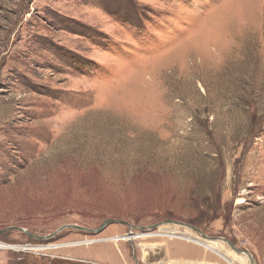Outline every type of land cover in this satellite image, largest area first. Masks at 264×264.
<instances>
[{
	"label": "rangeland",
	"instance_id": "374dc122",
	"mask_svg": "<svg viewBox=\"0 0 264 264\" xmlns=\"http://www.w3.org/2000/svg\"><path fill=\"white\" fill-rule=\"evenodd\" d=\"M167 219L264 264V0H0V230L65 226L6 230L0 264L205 247Z\"/></svg>",
	"mask_w": 264,
	"mask_h": 264
},
{
	"label": "crops",
	"instance_id": "0c3cea01",
	"mask_svg": "<svg viewBox=\"0 0 264 264\" xmlns=\"http://www.w3.org/2000/svg\"><path fill=\"white\" fill-rule=\"evenodd\" d=\"M164 248V257L155 260L153 263L149 262V264H224V258L222 256L197 242L169 240ZM99 254L101 253L99 252L98 255ZM86 256L95 259V256L90 254ZM101 259L103 260L106 258L102 255L100 256V260ZM107 260L109 259L107 258ZM139 263L141 262L139 261Z\"/></svg>",
	"mask_w": 264,
	"mask_h": 264
},
{
	"label": "water",
	"instance_id": "95a60500",
	"mask_svg": "<svg viewBox=\"0 0 264 264\" xmlns=\"http://www.w3.org/2000/svg\"><path fill=\"white\" fill-rule=\"evenodd\" d=\"M112 223L127 224L125 221H122L120 219L107 218L104 221H102L98 225V227L93 228V229L92 228L81 227V226H78V225H67V226H70V227L76 228V229H80V230H83V231H87V232H90V233L98 234V233L102 232L107 225L112 224ZM168 223H175V224H178V225H182V226H186V227H190L192 229H195V230H197L201 234V236L203 237V239L223 240V241L227 242L232 247V249L234 251H236L239 254L245 255L249 259V261H250L251 264H256V262L252 258V255L248 251L243 250V249H240V248H237L236 246H234V244L232 242H230L229 240H227L225 238H222V237H209V236L205 235L200 230H198L197 228L193 227L190 224H186V223H183V222H180V221H174V220H171V219H167V220H163V221H161L159 223H156V224L150 225L148 227H144V228L145 229H148V230H153V229H157L162 224H168ZM64 227L65 226L59 228L54 233H51V234L46 235V236L35 235V234L30 233L26 229H24L22 227H19V226H9V227H6L4 229H1L0 230V234L3 233V232H5L6 230L15 229V230H18V231H21V232H25L29 237H32L34 239H38V240H50V238H52L56 234L57 231L61 230ZM78 243H80V242L66 243V244H60V245H54V246L72 245V244H78Z\"/></svg>",
	"mask_w": 264,
	"mask_h": 264
},
{
	"label": "bare ground",
	"instance_id": "6f19581e",
	"mask_svg": "<svg viewBox=\"0 0 264 264\" xmlns=\"http://www.w3.org/2000/svg\"><path fill=\"white\" fill-rule=\"evenodd\" d=\"M243 200L240 198L239 199V203L240 202H242ZM151 234V233H150ZM172 234H174L173 232H171L169 235H172ZM141 235H147V234H141ZM163 235H165V233L163 234ZM168 235V234H167ZM123 236V235H122ZM137 237H139V234H134L133 236H131V235H125V237H122V239H125V240H128V239H135V238H137ZM181 237H183V236H181ZM187 239H191V238H188V237H186ZM113 239V238H112ZM198 239V238H197ZM106 240V239H105ZM113 240H115V238L113 239ZM191 240H193V239H191ZM193 241H196V240H193ZM88 242H90V241H87V242H85V243H88ZM91 242H92V240H91ZM196 242H199V241H196ZM205 242V247L206 248H210L211 246H213L212 245V240H209V239H207L206 241H204ZM200 244H202V242H199ZM204 244V243H203ZM53 246V245H52ZM0 247H12L11 245H7V244H2V243H0ZM214 247V246H213ZM212 248V247H211Z\"/></svg>",
	"mask_w": 264,
	"mask_h": 264
}]
</instances>
